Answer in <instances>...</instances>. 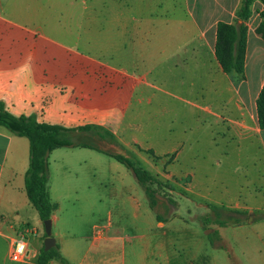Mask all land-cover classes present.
<instances>
[{"label":"crops","instance_id":"1","mask_svg":"<svg viewBox=\"0 0 264 264\" xmlns=\"http://www.w3.org/2000/svg\"><path fill=\"white\" fill-rule=\"evenodd\" d=\"M128 1L123 0L119 5L123 12L121 17L114 14L112 6L94 2V17L91 18L72 14L77 7L76 0H0V102L15 116H27L40 123L67 128L93 125L122 143L138 144L150 150H154L150 144L152 138L145 130L155 132L164 125L172 130L175 123L172 111L178 109L179 102L185 103L186 111L193 119L196 113L209 116L203 108L196 111L195 97L203 90L207 94L214 91V81L208 75L212 68L220 67L214 55L217 24L219 21L241 23L237 20V12L242 0H187L186 15L181 18L169 11L175 3L172 0H141L135 9ZM162 7L165 10L158 11ZM261 10L262 4L256 1L252 11L258 13ZM175 21H181L183 37L169 26L159 45L152 40L148 43L151 44L149 50L148 44L141 47L140 59L143 63L144 59L149 60L153 65L141 75L116 71L99 60L93 61L79 46L66 42L68 36L80 37L82 29L78 24L81 22L94 23V26L118 22L166 23L168 26ZM150 31L151 26L142 28L138 34L140 40L152 39L147 34ZM251 34L257 35L249 26L245 70L250 54L254 51L264 53V46L260 44H256L255 49L250 47ZM256 37L260 38L259 35ZM205 50L207 56L203 55ZM183 65L194 67L191 79L198 82L200 88L196 94L186 97L164 89V79L155 77L168 67L176 70ZM263 67L257 68L258 77L250 81L248 89L254 94L251 111L255 116V127L264 136V130L258 126L256 107L264 85ZM114 120L117 121L113 123ZM178 148L179 145L172 152H179ZM230 149L243 152L237 146L227 148L226 156ZM252 154L254 162L255 154ZM100 155L104 154L89 148L67 147L50 154L48 190L51 202L56 205L51 215L52 231L56 230L52 235L70 264H101L97 249L102 243L94 240V230L99 228L108 234L105 245L125 247L129 242L127 239L110 235L128 230L132 210L139 209L138 184L132 174L128 171L131 175L124 176L120 169H114L119 163ZM107 163L114 168L110 169ZM28 166V140L0 126V264L23 263L10 259L13 241L21 235L26 236L30 252L26 264L29 260L37 261L44 245V225L25 190ZM196 180L195 174L193 182ZM263 180L264 173L256 177L252 188L258 181L264 184ZM252 188L242 187L234 198L240 193L251 197ZM94 209L103 218L100 227L94 225ZM254 215L258 218L264 214ZM134 217L139 218V213L135 212ZM89 221L86 224L88 233H78L75 224ZM84 245L87 249L81 255ZM57 263L51 261L49 264Z\"/></svg>","mask_w":264,"mask_h":264},{"label":"rangeland","instance_id":"2","mask_svg":"<svg viewBox=\"0 0 264 264\" xmlns=\"http://www.w3.org/2000/svg\"><path fill=\"white\" fill-rule=\"evenodd\" d=\"M97 1L112 6L115 15L123 16L122 8L119 7L123 0H76L77 7L72 14L76 17L83 15L93 18L94 2ZM140 1L129 0L127 3L135 9ZM172 1L175 3L169 11L175 12L179 18L186 15L187 0ZM161 9L165 10L162 7L158 8V11ZM260 21L258 13L253 12L245 24L247 28L251 26L255 32ZM78 26L82 29L81 35L68 36L66 42L69 45L79 46L93 61L99 60L107 67L115 68L116 71L137 75L153 68L149 60L144 59L143 63L140 59L141 47L152 40L159 45L163 32L169 26H173V31L179 34L180 38L184 33L181 21L169 23L168 26L166 23L146 22L105 23L95 26L94 23L81 22ZM146 26L152 27V31L147 33L152 39L140 40L139 31ZM256 36L255 34L250 36L249 44L253 49L256 44L264 46L261 37L256 39ZM150 46L151 44L147 45V50ZM203 55H208L207 50ZM154 57L157 58L156 55ZM153 61L155 62V59ZM261 65L264 66V53L254 51L248 57L244 74H224L220 67L216 70L212 68L208 76L211 75V81H214V91L207 94L203 90L195 97L196 111L203 108L210 113L209 116L196 113L193 119L191 114L187 113L185 103L179 102L178 109L172 111L175 122L172 130L166 125L155 132L145 130L147 135L150 133L152 138L150 144L153 145L154 155L159 156V159H154V156L148 153L149 148L122 143L113 135L111 139H102L94 132L71 133L70 139L76 143H87L128 156L152 175L169 184L173 190L166 189V191L178 202L174 217L166 224H159L148 207L143 190L138 185L139 209L132 210L129 229L110 235L114 238L127 239L129 242L126 246L105 245L104 240L109 238L107 232L101 228L94 230L95 242L102 243L97 249L101 264L112 261H117L116 264L122 262L125 264H264V220L256 221L257 217L254 215L264 214V184L258 181L252 188L256 177L264 173L262 169L264 136L255 127V116L251 111L254 94L248 89L250 81H255L258 77L257 68ZM194 72V67L183 65L176 70L168 67L157 76L154 75L164 79L166 82L164 89L186 97L200 90L198 82L194 83L191 79ZM151 73H154V70ZM262 73L264 76V67ZM151 76L149 79L152 78ZM116 121L114 120L113 123ZM178 145L179 152H172ZM236 146L243 152L230 149L229 154L225 155L228 153V150L225 151L227 148ZM245 148L254 152L256 166L252 152ZM100 156L105 157V155ZM109 160L116 162L113 159ZM106 165L110 169L114 168L111 164ZM114 169L116 171L120 169L126 177L130 174L122 165H116ZM195 174L196 183L193 182ZM132 178L135 181L133 176ZM226 184L228 191L225 193ZM242 187L252 188L251 197L246 196V193H240L234 198ZM68 205L66 203V206ZM210 206L223 208L226 211L240 210L244 214L239 216L241 221L221 227L214 224L216 219ZM34 212L36 213L35 210ZM135 212L140 215L137 219L134 217ZM128 215H131L130 212ZM206 218L210 220L208 225H204ZM89 223L90 221L85 224L77 222L75 224L77 232L87 234L86 224ZM103 223L102 216L94 209V225L100 227ZM55 232L54 229L52 234ZM81 249L83 255L87 246L84 245ZM27 262L24 260L19 264ZM28 264H37V261L29 260Z\"/></svg>","mask_w":264,"mask_h":264},{"label":"trees","instance_id":"3","mask_svg":"<svg viewBox=\"0 0 264 264\" xmlns=\"http://www.w3.org/2000/svg\"><path fill=\"white\" fill-rule=\"evenodd\" d=\"M256 1L262 4V10L258 12L261 21L255 32L264 42V0H242L240 9L237 12V20L241 23L230 24L219 21L217 24L214 55L225 74L240 75L245 72L248 45V28L245 23L251 17L252 7ZM256 107L258 126L261 130H264V85L257 98ZM0 126L17 137L26 138L29 142V166L25 173V190L42 223L51 219L52 211L56 208V205L51 202L48 190L50 154L54 150L64 147L93 149L122 165L132 174L143 190L148 207L153 212L157 223H168L178 209V202L166 191V189L172 191L173 188L128 156L106 151L91 144L76 143L70 139L71 133L76 131L95 132L102 139L112 138L109 132L103 131L99 127L87 125L78 128H67L62 125L40 123L31 117L13 115L1 102ZM148 153L152 154L154 159H159V156L154 155L153 150H148ZM210 209L216 219L214 224L221 227L241 221L239 216L244 214L242 211H226L216 206H210ZM261 220H264V215L258 216L256 221ZM209 223L210 220L206 218L204 225ZM51 261L70 264L61 254L58 244L49 250H46L43 245L37 258V264H49Z\"/></svg>","mask_w":264,"mask_h":264},{"label":"built area","instance_id":"4","mask_svg":"<svg viewBox=\"0 0 264 264\" xmlns=\"http://www.w3.org/2000/svg\"><path fill=\"white\" fill-rule=\"evenodd\" d=\"M29 254L27 238L21 235L13 241L10 259L14 262H23L29 258Z\"/></svg>","mask_w":264,"mask_h":264},{"label":"water","instance_id":"5","mask_svg":"<svg viewBox=\"0 0 264 264\" xmlns=\"http://www.w3.org/2000/svg\"><path fill=\"white\" fill-rule=\"evenodd\" d=\"M252 218H250V223ZM46 238L44 241V246L46 250L53 248L56 245V239L52 236V220L48 219L43 222Z\"/></svg>","mask_w":264,"mask_h":264}]
</instances>
